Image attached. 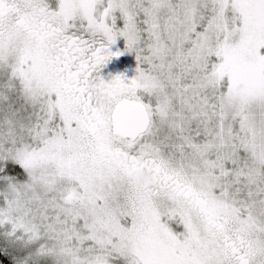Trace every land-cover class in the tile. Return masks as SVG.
I'll return each mask as SVG.
<instances>
[{
	"label": "snow or ice",
	"instance_id": "snow-or-ice-1",
	"mask_svg": "<svg viewBox=\"0 0 264 264\" xmlns=\"http://www.w3.org/2000/svg\"><path fill=\"white\" fill-rule=\"evenodd\" d=\"M0 264H264V0H0Z\"/></svg>",
	"mask_w": 264,
	"mask_h": 264
},
{
	"label": "rangeland",
	"instance_id": "rangeland-1",
	"mask_svg": "<svg viewBox=\"0 0 264 264\" xmlns=\"http://www.w3.org/2000/svg\"><path fill=\"white\" fill-rule=\"evenodd\" d=\"M119 69L124 70L127 69V74L131 76L133 74V69L135 67L134 59L130 56H126L121 58V60L118 62Z\"/></svg>",
	"mask_w": 264,
	"mask_h": 264
}]
</instances>
